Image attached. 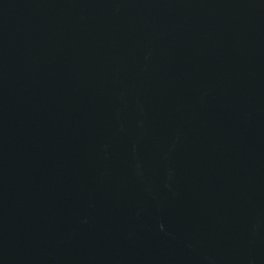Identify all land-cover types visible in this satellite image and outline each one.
Wrapping results in <instances>:
<instances>
[{"label":"water","instance_id":"1","mask_svg":"<svg viewBox=\"0 0 264 264\" xmlns=\"http://www.w3.org/2000/svg\"><path fill=\"white\" fill-rule=\"evenodd\" d=\"M0 264H264V0H0Z\"/></svg>","mask_w":264,"mask_h":264}]
</instances>
